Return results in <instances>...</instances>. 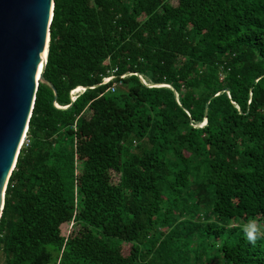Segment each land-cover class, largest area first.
Segmentation results:
<instances>
[{
    "label": "trees",
    "instance_id": "16d2710c",
    "mask_svg": "<svg viewBox=\"0 0 264 264\" xmlns=\"http://www.w3.org/2000/svg\"><path fill=\"white\" fill-rule=\"evenodd\" d=\"M48 50L4 264H264V0H54Z\"/></svg>",
    "mask_w": 264,
    "mask_h": 264
},
{
    "label": "water",
    "instance_id": "95a60500",
    "mask_svg": "<svg viewBox=\"0 0 264 264\" xmlns=\"http://www.w3.org/2000/svg\"><path fill=\"white\" fill-rule=\"evenodd\" d=\"M53 9L54 0H0V219L39 85L58 97L45 78ZM206 125L207 121L200 128Z\"/></svg>",
    "mask_w": 264,
    "mask_h": 264
},
{
    "label": "clouds",
    "instance_id": "9594fccd",
    "mask_svg": "<svg viewBox=\"0 0 264 264\" xmlns=\"http://www.w3.org/2000/svg\"><path fill=\"white\" fill-rule=\"evenodd\" d=\"M244 239L255 245L258 239L261 238V228L258 226V222L253 218L249 219L248 222L242 228Z\"/></svg>",
    "mask_w": 264,
    "mask_h": 264
},
{
    "label": "built area",
    "instance_id": "2783aa9c",
    "mask_svg": "<svg viewBox=\"0 0 264 264\" xmlns=\"http://www.w3.org/2000/svg\"><path fill=\"white\" fill-rule=\"evenodd\" d=\"M112 79H113V77L105 78L103 83L106 84V83H108L109 81H111ZM77 90H81V91H80L79 93H76ZM83 92H85V89H84L83 87H79V88H77V89H75V90H73V91L71 92V98L75 101L76 98H77L80 94H82ZM74 94H75V95H74ZM28 143H29V141H28V139H27V133H26V135H25V137H24V140H23V143H22V145H21V148H22L23 146H27Z\"/></svg>",
    "mask_w": 264,
    "mask_h": 264
},
{
    "label": "rangeland",
    "instance_id": "374dc122",
    "mask_svg": "<svg viewBox=\"0 0 264 264\" xmlns=\"http://www.w3.org/2000/svg\"><path fill=\"white\" fill-rule=\"evenodd\" d=\"M76 93H79V92H76ZM209 242H212V240L211 241L209 240ZM208 248H209L208 251L211 252V256L214 258L213 264H223V261L221 257L218 255L216 248L214 246L212 247L209 246ZM0 264H4V255L2 253H0Z\"/></svg>",
    "mask_w": 264,
    "mask_h": 264
},
{
    "label": "bare ground",
    "instance_id": "6f19581e",
    "mask_svg": "<svg viewBox=\"0 0 264 264\" xmlns=\"http://www.w3.org/2000/svg\"><path fill=\"white\" fill-rule=\"evenodd\" d=\"M77 92H80V90H78Z\"/></svg>",
    "mask_w": 264,
    "mask_h": 264
}]
</instances>
